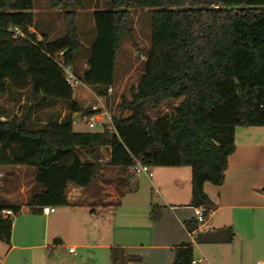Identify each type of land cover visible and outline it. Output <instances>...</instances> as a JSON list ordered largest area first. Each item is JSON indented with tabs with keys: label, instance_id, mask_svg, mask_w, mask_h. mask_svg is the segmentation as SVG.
<instances>
[{
	"label": "trees",
	"instance_id": "obj_1",
	"mask_svg": "<svg viewBox=\"0 0 264 264\" xmlns=\"http://www.w3.org/2000/svg\"><path fill=\"white\" fill-rule=\"evenodd\" d=\"M49 1L67 10L66 32L55 39L45 34L39 39L32 31L35 0H0V94L30 90L42 101L65 100L70 107L62 122L39 128L0 118V165L34 167L35 182L44 188L28 205L66 206L69 183L88 187L105 166L134 177L139 160L150 167L190 166L191 205L206 206L208 216L214 205L204 184H223L236 129L264 127V0H111L110 8L93 12L88 68L76 75L82 82L75 88L65 67L74 66L82 48L73 12L81 0ZM133 8L152 10L151 46L140 81L131 98L122 96L117 104L114 132H76L73 113L94 116L82 103L108 96L115 85L117 52L130 32ZM15 26L23 36L15 35ZM169 99H181L175 112L151 119L146 107ZM4 209L18 214L22 206L0 202V240L11 244L14 220ZM160 217L155 204L151 218ZM185 225L194 231L201 223L191 219ZM174 254L173 264H192V243L177 246ZM132 259L138 256L111 248V264Z\"/></svg>",
	"mask_w": 264,
	"mask_h": 264
},
{
	"label": "crops",
	"instance_id": "obj_2",
	"mask_svg": "<svg viewBox=\"0 0 264 264\" xmlns=\"http://www.w3.org/2000/svg\"><path fill=\"white\" fill-rule=\"evenodd\" d=\"M42 6L52 8L49 0L42 1ZM39 10L35 2L32 30L38 35L39 31L47 34V29L36 28ZM47 13L44 19L50 17ZM94 38L95 32L93 41ZM87 68L86 63L80 74L73 72L81 75ZM235 142L236 150L229 158L223 184H204L214 210L194 231H189L185 225L186 221L195 219L197 208L191 205L190 166L151 167L152 174L143 173L144 180L139 173L125 178L127 189L124 191L113 188L105 192L103 176L88 187L69 183L68 205L60 208L65 209L64 215L71 218L75 230L82 232L85 240H91L89 234L93 230L99 239L107 234L110 242L95 241L80 246L109 249L110 264L112 247H122L127 253L138 256L127 264H173L174 249L183 243H192L194 259L200 264H264V259L257 260L264 256V192L261 191L264 188V127H238ZM108 167L126 173L118 167ZM34 172V167L28 165H0V202L22 206L20 213L11 216L13 220H19L21 212L26 210L34 216L43 214L45 218L52 214L28 205L33 195L44 189L35 182ZM146 182L150 186L149 196H146ZM155 204H161V217L154 221L151 212ZM44 237L47 238L46 234ZM54 241L53 244L14 246L26 250L46 248L49 251L42 264H59L54 250L56 245H63L62 239L55 237ZM2 243L10 246L5 253L8 257L12 245ZM71 254H77V249ZM29 262L25 259L22 264H32Z\"/></svg>",
	"mask_w": 264,
	"mask_h": 264
},
{
	"label": "rangeland",
	"instance_id": "obj_3",
	"mask_svg": "<svg viewBox=\"0 0 264 264\" xmlns=\"http://www.w3.org/2000/svg\"><path fill=\"white\" fill-rule=\"evenodd\" d=\"M42 1L48 0H35L36 6L39 11L37 17L36 28H45L48 30V39H54L66 32V8H51L43 7ZM111 7V0H81V7L73 8L76 15V27L79 38L82 42V48L78 53L73 70L80 74L84 69L88 60L90 47L93 42L94 22L92 11L97 9H105ZM49 9V10H48ZM49 12L50 17L43 18V15ZM151 17L152 10L149 8H133L130 9L128 18V28L130 29L117 52L116 63V82L113 100L109 106L110 114L117 117L120 116V110L117 104L121 101L122 96L131 98V90L137 86L140 81L141 75L144 72V65L147 60V54L151 46ZM33 31V30H32ZM43 37L44 34L39 31ZM38 35V38L41 36ZM181 99H169L163 101L159 107L148 105L146 110L151 119L165 115H171L175 112ZM87 102L82 103V107L86 108ZM70 113V107L65 100L56 101H42L41 96H35L30 90L19 91L15 89L9 90L6 94H0V118L9 119L14 121H24L26 125L31 128H39L45 125L46 122L63 121ZM129 113H124V116ZM74 130L76 132H86L90 129L86 124V118L81 112L73 113ZM107 150H103V159L107 160ZM105 163V162H104ZM103 169V181L105 192L111 189H119L124 191L127 186L124 183L125 178L131 177L129 174H124L119 170H114L108 166ZM140 177L144 180L146 177L143 172H140ZM146 196H149L150 186L146 182ZM143 194V191L141 192ZM157 197V195L155 196ZM157 202L160 198L157 197ZM160 203V202H159ZM159 205V204H158ZM161 206V204L159 205ZM65 209L57 207V211L52 213L50 217L45 218L43 214L32 215L28 210L21 212L19 220L14 219L13 222V240L11 241V252L8 257L5 253L10 246L2 245L0 242V264H22L27 259L32 264H42V260L48 254L46 248H35L33 250H26L18 246L55 243V237L62 239V246H55L56 260L59 264H110L109 249L99 248L91 249L81 244H91L95 241H102V243L110 242L106 233L99 239L95 230L90 233L91 240H85L82 232L76 231L72 225L70 217L64 215ZM74 223V222H73ZM29 232V235L27 234ZM33 232V234H32ZM46 234V237H44ZM110 237V236H109ZM76 246L77 254H71L69 248ZM4 246V247H3ZM261 256L259 259H264ZM96 259V261H94ZM35 261V262H34Z\"/></svg>",
	"mask_w": 264,
	"mask_h": 264
},
{
	"label": "built area",
	"instance_id": "obj_4",
	"mask_svg": "<svg viewBox=\"0 0 264 264\" xmlns=\"http://www.w3.org/2000/svg\"><path fill=\"white\" fill-rule=\"evenodd\" d=\"M15 35H24L21 32V29L18 26H15L12 28ZM42 39V38H41ZM65 71L67 74V82L70 87L75 88L78 84H81V80L77 78L75 73L73 72L72 67L68 66L65 67ZM115 85H112L108 88V96H97L94 101L87 102L86 108H91L93 111H96V114L92 117H86V124L90 129H95L96 127H99L101 129H108L110 132L115 131L113 118L115 116L110 114L109 106L111 104V101L113 100V95L115 92ZM102 161V159H101ZM132 170L136 173H146L148 175H151V167L148 165L143 164L139 160H137L136 164L132 167ZM57 210L56 206H43L42 211L45 214L53 213ZM207 207L206 206H199L196 208V217L195 219L199 221L201 224L205 222L207 219ZM209 212V211H208ZM212 211L208 213L210 215ZM3 214L5 216H13L14 212L11 209H4ZM70 253H76V248L74 246H71L69 248ZM192 264H200V262L197 259H193Z\"/></svg>",
	"mask_w": 264,
	"mask_h": 264
}]
</instances>
